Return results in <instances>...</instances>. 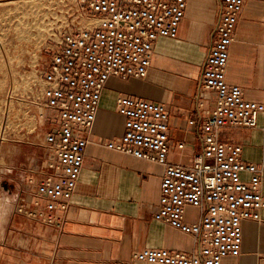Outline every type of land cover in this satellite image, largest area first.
I'll return each mask as SVG.
<instances>
[{
	"label": "built area",
	"instance_id": "2783aa9c",
	"mask_svg": "<svg viewBox=\"0 0 264 264\" xmlns=\"http://www.w3.org/2000/svg\"><path fill=\"white\" fill-rule=\"evenodd\" d=\"M90 27L62 30L50 49L41 74L42 106L48 120L44 145L48 173L35 192L37 216L61 228L82 172L88 135L111 78L143 79L151 67L160 38L176 39L188 0H78ZM245 0H222L215 38L207 55L201 86L216 93L215 107L199 126L203 148L188 164L170 161V115L164 104L122 96L116 112L124 117L123 135L105 143L122 154L164 167L158 221L191 236L189 252L144 249L139 264H223L241 254L246 222L264 220L261 192L263 166L246 163L241 146L219 140L225 128L257 127L264 104L245 99L243 90L227 82L226 73L235 30ZM186 143L177 144L183 151ZM247 174L248 179L243 175ZM199 212L192 221L188 209Z\"/></svg>",
	"mask_w": 264,
	"mask_h": 264
},
{
	"label": "crops",
	"instance_id": "0c3cea01",
	"mask_svg": "<svg viewBox=\"0 0 264 264\" xmlns=\"http://www.w3.org/2000/svg\"><path fill=\"white\" fill-rule=\"evenodd\" d=\"M222 0H188L176 39L160 38L143 79L111 78L102 93L97 119L87 136L82 172L61 228L38 218L43 207L26 204L36 215L26 219L13 241L0 243V264H139L144 249L189 252L194 239L155 218L159 209L164 167L110 150L105 143L123 135L124 117L116 112L122 96L164 104L169 112L170 161L188 164L203 148L197 125L215 107L216 93L201 86L203 67L215 38ZM82 27L94 24L85 17ZM227 82L239 86L246 100L264 104V0H245L230 48ZM43 86V85H42ZM43 92V91H42ZM45 133L46 112L42 114ZM45 138V136H44ZM219 140L241 146L246 163L262 165L264 195V113L257 127L225 128ZM186 143L183 151L179 142ZM248 179L247 174L243 175ZM40 183V182H39ZM197 221L199 212L188 209ZM264 218V212H263ZM241 254L223 264H264V220L246 222Z\"/></svg>",
	"mask_w": 264,
	"mask_h": 264
},
{
	"label": "rangeland",
	"instance_id": "374dc122",
	"mask_svg": "<svg viewBox=\"0 0 264 264\" xmlns=\"http://www.w3.org/2000/svg\"><path fill=\"white\" fill-rule=\"evenodd\" d=\"M0 3V200H7L1 206L0 243L5 245L18 233L15 228L36 217L26 201L33 196L35 204L37 185L48 173L41 74L49 51L60 31L82 27L86 16L78 0Z\"/></svg>",
	"mask_w": 264,
	"mask_h": 264
},
{
	"label": "bare ground",
	"instance_id": "6f19581e",
	"mask_svg": "<svg viewBox=\"0 0 264 264\" xmlns=\"http://www.w3.org/2000/svg\"><path fill=\"white\" fill-rule=\"evenodd\" d=\"M6 1V0H5ZM15 1V0H14ZM17 1V0H16ZM31 1H33V0H31ZM45 1V0H44ZM52 1V0H51ZM9 2V1H8ZM8 2H6L7 4H8ZM4 3V2H3ZM12 3V2H11ZM15 3V2H14ZM18 3V2H17ZM48 3V2H47ZM1 4V3H0ZM10 4V3H9ZM31 4H32V2H31ZM40 5V4H39ZM35 6V5H34ZM20 37V36H19ZM29 42V41H28ZM4 201V200H3ZM3 201H1L0 200V235L1 236H3V234H4V231H3V229H2V223H3V220H4V217H2L3 215L1 214V206H2V202ZM6 202H7V200H5V202H3V203H5L6 204Z\"/></svg>",
	"mask_w": 264,
	"mask_h": 264
}]
</instances>
